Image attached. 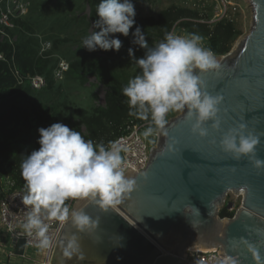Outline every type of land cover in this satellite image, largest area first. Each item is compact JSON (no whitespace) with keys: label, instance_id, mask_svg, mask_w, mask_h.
I'll list each match as a JSON object with an SVG mask.
<instances>
[{"label":"water","instance_id":"1","mask_svg":"<svg viewBox=\"0 0 264 264\" xmlns=\"http://www.w3.org/2000/svg\"><path fill=\"white\" fill-rule=\"evenodd\" d=\"M247 1L252 13L248 33L228 54L215 56L219 69L201 77L209 94L223 98L224 131L243 122L264 133V0ZM186 112L158 131L142 171L125 172L136 180V188L120 203L105 211L90 200L74 201L72 209L99 218L98 230L94 236L77 233L83 258L69 261L61 241L76 229L67 222L52 264H180L188 250H216L236 264H255L243 241L255 245L264 259V237L257 234L264 229V171L254 169L247 157L236 161L224 153L220 134L207 139L192 135ZM172 140L176 143L169 152ZM257 157L264 160V136ZM229 193L242 195L241 206L232 218H221L219 211L232 206L226 203ZM10 245L14 256H23V239Z\"/></svg>","mask_w":264,"mask_h":264},{"label":"clouds","instance_id":"2","mask_svg":"<svg viewBox=\"0 0 264 264\" xmlns=\"http://www.w3.org/2000/svg\"><path fill=\"white\" fill-rule=\"evenodd\" d=\"M96 15L93 27L99 31L84 38L83 47L90 52L97 49L119 52L122 41L115 34L129 36L135 24L134 4L131 0H101ZM132 36L131 43L145 52L137 59L133 49H128L140 72L128 81L122 94L127 98L128 115L149 122L143 136L148 138L163 131L170 112L187 109L186 122L192 135L207 139L220 134L219 147L224 153L236 161L247 157L254 169L264 171V160L257 157L264 133L249 130L243 122L227 131L222 129L219 106L223 98L209 94L201 77L202 73L221 66L212 50L202 45V37L196 33L179 35L173 29L165 33L163 41L150 47L140 27H136ZM38 132L39 149L32 151L20 165L26 190L21 197L26 209L21 227L26 236L36 239L38 249L47 250L53 245L48 222L61 225L70 222L76 231L63 237L62 255L69 261L73 257L83 258L77 233L94 236L99 218L93 219L84 209H72L66 201L90 200L105 211L120 203L123 196L136 188V180L125 175L122 153L127 149L121 140L110 141L107 146L94 144L62 123L39 128ZM211 142L215 143V138ZM175 143L170 141L167 151L171 152ZM257 234L264 237V229H258ZM243 243L255 264H264L259 249L247 241ZM224 264L236 261L228 258Z\"/></svg>","mask_w":264,"mask_h":264},{"label":"trees","instance_id":"3","mask_svg":"<svg viewBox=\"0 0 264 264\" xmlns=\"http://www.w3.org/2000/svg\"><path fill=\"white\" fill-rule=\"evenodd\" d=\"M25 1L28 3L26 15L16 18L14 28L7 30L15 40L9 43L0 39V54L3 55V59H0V199L5 190V180L11 181L15 188L26 191L21 176V162L32 151L39 149L38 129L59 123L58 117L63 110L70 112L63 119L66 126L79 131L85 140H92L94 144L107 146L110 141L126 133L129 123L148 126V121L128 115L127 98L122 94L128 81L140 72L133 58L129 56L128 49H133L137 59L142 58L145 52L131 43L136 27L141 28L152 47L163 41L166 32L178 26L187 34H199L202 45L210 48L215 56L228 54L242 35L239 26L234 22L236 13L231 19L211 22V7L203 10L184 4H172L154 16L135 15V24L129 30L128 37L115 34V38L122 41L119 52L100 49L90 52L83 47V39L91 34L88 32L89 25L93 26L98 19L96 9H91L88 16L76 17L74 11H71L72 0H58V3L67 2L65 12H53L42 21L40 2L46 7L50 0ZM139 1L131 0L133 4ZM58 16L60 17L57 18ZM52 21H69V31H65L63 27L58 29ZM48 25L51 34L48 31L40 34ZM95 30L99 31L93 27V31ZM41 42L50 43V50L41 53ZM64 44H69L75 50L69 48L66 52L62 51L60 48ZM61 58L69 64L65 74L66 82L77 80L83 85L88 77L94 78L104 91L102 105L94 103L90 108H82L69 106L65 100H61V81L57 82L53 77V71ZM14 71L22 79L21 84L17 82ZM34 75H40L46 80L43 89L30 88L28 79ZM172 116L173 111L167 115V120ZM234 212L223 207L219 216L232 218Z\"/></svg>","mask_w":264,"mask_h":264},{"label":"built area","instance_id":"4","mask_svg":"<svg viewBox=\"0 0 264 264\" xmlns=\"http://www.w3.org/2000/svg\"><path fill=\"white\" fill-rule=\"evenodd\" d=\"M186 6L194 9H203L211 7L212 17L211 22L222 19H231L232 15L239 9L237 3H232L230 0H184ZM28 3L25 0H0V39L7 40L9 43H13L15 37H11L7 32L8 29L14 28V20L16 18L24 17L27 13ZM175 29L179 35H187V33L174 26L171 31ZM50 43L41 42V53H45L50 50ZM0 59H3V55L0 54ZM69 69V64L65 60L58 61L56 69L53 71V77L57 82L62 81L65 73ZM16 71H14L15 73ZM17 82L21 84V80L17 73H15ZM30 88L32 90H41L46 86V80L40 75H34L28 79ZM146 127L143 125H135L129 123L126 126V133L114 139L121 140L126 147L127 151L122 153L124 160V170L133 171L135 173L142 171L149 160L150 150L155 147L158 131L152 136L145 138L143 132ZM155 141V143H152ZM5 190L3 191L2 198L0 199V227L5 231L7 238L10 240L8 246L11 252H7L6 243L0 244V252L8 259L14 257L13 247L10 245L14 239L24 240V252L23 256L28 255L27 251H34L33 258L28 255L31 262L36 264H52V260L57 248L60 234L66 225L59 224L56 221H50L49 223V235L53 240V245L47 250H40L36 247V239L34 237H28L24 234L21 227L24 216L25 207L21 203V197L25 194L22 189L15 188L11 181H3ZM75 200L67 201V204L72 208ZM228 211H235L233 205ZM8 253V254H6ZM228 257L219 254L216 250L200 251V250H188L180 264H224Z\"/></svg>","mask_w":264,"mask_h":264},{"label":"rangeland","instance_id":"5","mask_svg":"<svg viewBox=\"0 0 264 264\" xmlns=\"http://www.w3.org/2000/svg\"><path fill=\"white\" fill-rule=\"evenodd\" d=\"M86 1H89L88 3ZM174 1V2H173ZM232 3H237L239 5V9L235 11V17H234V22L239 26L242 35L237 39V41L234 43L232 49L235 48L236 44L248 33L251 25V9L250 5L247 0H230ZM100 3V1H93V0H81L79 2L72 0V8L71 11H74V14L76 17L80 16H88L90 14L91 9H96L97 5ZM41 8L39 12H41L42 17L40 20H45L47 19L46 17H49L51 13H56L58 11H63L65 12V7L68 5L67 2H62L58 3V0H50L47 3V6L44 7L42 4V1L40 2ZM175 4L179 6L185 5L183 0H140L136 4L134 3V8L136 15H140L143 17L147 16H154L161 10L165 9L166 7ZM70 6V7H71ZM81 7V11H80ZM61 16V15H60ZM58 16L57 18H59ZM53 22V21H52ZM68 22L66 23L64 21L61 22H53L54 25L58 27V29H63L66 31H69L68 29ZM46 31H48V34L50 33V27L49 25L46 27V29L40 31V34H44ZM88 32L91 33L93 32V26L92 24L89 25ZM40 39L42 40V36H40ZM51 48V46H50ZM69 48H72L73 51L75 50L74 47H71L69 44H64L61 46L62 51H68ZM62 60H65L61 58ZM67 62V60H65ZM68 63V62H67ZM86 83L81 85L79 82L76 81H68L66 82L65 75L61 81V85L63 87V94L61 96V100H65L67 105H72V106H78L82 108H90L92 105L103 104V96H104V91L101 88L100 85H98L95 81L94 78L88 77L86 79ZM181 111H173V117L180 115ZM70 112L68 110H63L60 112V115L58 117V122L66 125L63 122V119L68 116ZM170 119V118H169ZM83 131V130H82ZM241 201H242V195L238 194L235 195L233 193H229L226 197V203H231L234 207V210L236 211L240 206H241ZM6 241H3L6 243V251L11 252L10 247L8 246L10 240L5 237ZM8 254V253H6ZM30 254V251H28V255ZM36 254V253H35ZM34 254V255H35ZM33 255V256H34ZM7 259V257H5ZM16 260H21L19 258H15Z\"/></svg>","mask_w":264,"mask_h":264},{"label":"crops","instance_id":"6","mask_svg":"<svg viewBox=\"0 0 264 264\" xmlns=\"http://www.w3.org/2000/svg\"><path fill=\"white\" fill-rule=\"evenodd\" d=\"M5 237H7V235H6L5 231L2 229V227H0V244H4L5 243V242H3V241H6ZM28 251H30L29 256H31V258H33V255H34L35 252L32 251V250H28ZM15 258H19L21 260H18V259L16 260ZM27 258H28V255L26 256V258L25 257L21 258V257L14 256V257H11L9 259L8 258L5 259V256L0 252V264H36L34 262H31Z\"/></svg>","mask_w":264,"mask_h":264}]
</instances>
